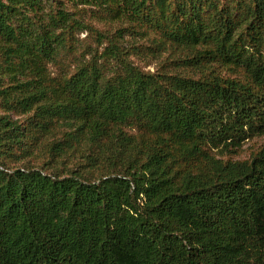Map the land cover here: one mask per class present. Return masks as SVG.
<instances>
[{
  "label": "trees",
  "instance_id": "trees-1",
  "mask_svg": "<svg viewBox=\"0 0 264 264\" xmlns=\"http://www.w3.org/2000/svg\"><path fill=\"white\" fill-rule=\"evenodd\" d=\"M0 264H264V0H0Z\"/></svg>",
  "mask_w": 264,
  "mask_h": 264
},
{
  "label": "rangeland",
  "instance_id": "rangeland-1",
  "mask_svg": "<svg viewBox=\"0 0 264 264\" xmlns=\"http://www.w3.org/2000/svg\"><path fill=\"white\" fill-rule=\"evenodd\" d=\"M47 6L52 5V0H43ZM107 33L112 32V29L108 28L106 31ZM134 41V39L130 36H125L123 40L120 42L124 47H127L129 44H131ZM77 44V50L78 52L85 54L88 52H94L99 46L97 44V39L94 37L92 33L89 31H79L76 32L75 41ZM138 43H145L142 40H137ZM105 44H102L99 49H101ZM164 55L162 54L160 56H157L156 58L145 54H141L139 56H131L133 62L139 66H141L144 69L148 70H156L160 63L164 60ZM88 55H86V58ZM76 56L72 54L63 53L60 55L57 61H59V64H56L52 67V71L55 75L61 74L64 71H69L70 68L73 67L74 60ZM263 137H254L250 140H247L242 143L241 148L237 150V152L230 157L237 158V159H245L248 158L251 153H253L257 147L261 144Z\"/></svg>",
  "mask_w": 264,
  "mask_h": 264
}]
</instances>
